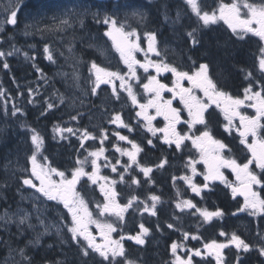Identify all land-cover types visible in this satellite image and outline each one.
Masks as SVG:
<instances>
[{"label":"snow or ice","instance_id":"1","mask_svg":"<svg viewBox=\"0 0 264 264\" xmlns=\"http://www.w3.org/2000/svg\"><path fill=\"white\" fill-rule=\"evenodd\" d=\"M184 3L191 10L192 14L197 17L198 21L202 23L205 29H210V26L215 25L218 20H223L231 30L232 35L236 38V41H244L245 36L249 33L264 41V0H261L259 4L241 0L243 7L248 10L247 18L245 19L240 18V6L236 0H233L231 4L221 3L218 10L211 12L203 10L198 0H184ZM146 7L147 5L130 3L129 0H115L112 4L111 12L104 11L101 13L98 10L91 13L97 24L105 26L106 30L103 35L113 41L114 46L120 53L121 60L128 70L126 79L125 75H122L119 71H110L107 68L99 66L94 61L91 62L90 73L95 77L94 81H92L91 94L98 97L99 93L97 89H99L101 84L112 85V96L116 101L121 100V92L126 93L134 108L139 109L135 112V122H126L118 112H113L111 119L107 122L114 124L116 128L127 129L128 133H136L140 129L143 130V133H147V135L142 134L137 139L130 138L128 135H123L118 131L112 132V135L116 137L117 141L112 143V148L120 157H127V163H121L120 159L112 162L104 155L107 150L104 144L108 140V135L106 134L107 129L101 128L99 136H96L89 132L87 128L79 129L68 126H57L54 128V133L60 140L68 139V136L64 135V133H68L69 136L77 137L80 141L81 148H85V141L87 140H99L100 143L99 148L88 151V156L84 160L76 159V166L71 170V178H68L65 171L58 170V168L52 167L47 163L48 157H44V164L38 162V156L43 155L45 140L36 129L21 124V127L26 128L29 133L28 140L31 143V148H25L24 151L27 163L31 165V175L22 177V184L35 189L36 192L40 193L49 201L62 203L64 208L67 209L71 217V224H64V227L66 228L67 234H70V238L60 228L56 229V235L59 237L62 245H67L69 250L75 249L76 255L73 257L72 264H148L146 258L137 260L129 259L127 250L121 241L127 239L143 247L146 244V237L151 234L150 229L143 223H140L139 232L136 234L127 236L122 234L120 240H113L111 233L117 231V227L113 223H102L99 220L92 219V213L88 211L85 198L77 191L76 186L81 178L85 176L91 184L99 186L100 193L104 197L103 204H97L101 216L107 213L115 216L119 222L124 223L126 222L125 214L129 213L130 210L131 212L138 213L142 217L144 214H147L148 216L157 218L156 231L162 232V224L159 222L160 210L158 209V205L163 203L161 195L148 191L146 196L141 199L139 194H130L126 203H120L117 200L119 193L115 188L117 183H121L126 185L132 193H135V190L143 187L145 183L149 188L155 186V172L160 170L166 171L167 167L170 166L168 156L161 150V156L154 163L150 164L142 163L141 156L143 154L144 157H147L153 150L159 149L160 145H166L169 150L174 146L176 152H182L183 148L186 147L185 142L190 140L192 146L202 153L201 160L205 164V172L199 173L197 172L196 165L200 161L189 158L184 167L188 168L192 175L173 174L171 176L172 185L176 188L174 206L177 212L198 216L199 226L211 225L214 220L223 219L226 215L225 210L217 208L214 211H209L205 207H199L192 200L181 198V192L177 187V181H183L195 196L199 197L202 201H206L216 193L217 190L214 188L213 183L219 181L225 187L231 189L233 198L237 194L244 197V204L237 209V212L247 211L253 217L264 216V199H261L252 187L253 185L264 187V140L259 141V149H257L258 130L264 127L260 123L261 118H264V47L260 48L261 54L257 57L259 75H256L251 70L245 71V69L241 68V71L245 72L244 79L249 83L244 88L243 99L234 98L224 90L227 88L228 82L225 76L226 70L223 67L232 58L234 53L229 49L227 44L221 43L220 41L216 42V48L217 50H223V59L214 55L209 50V47L202 48L201 56L203 59L201 62L194 60L192 55H187V60L191 61L194 66V70L191 72L180 70L178 65L163 59L160 61L146 59L143 63L136 59L134 53L144 52V49L137 43L139 38L138 30L136 28L129 29L126 27L119 20V12L126 10L127 14V10H131V16L143 25L147 21V15L141 9ZM217 11L219 13L218 15ZM89 12V9H85L83 12L79 9H68L61 15L54 17L56 21L54 25L48 26L42 31L61 33L72 29L75 35L76 24H79L83 28L84 17ZM16 17L17 11H12L10 17L5 22L8 25L14 26L17 24ZM165 19H168V17L166 16ZM179 19L180 13L178 12L176 20L173 23H177ZM253 24L256 27H252ZM26 27H31V25H27ZM185 35L188 38L187 43L191 45L189 52L202 45L199 28H193L191 31H187ZM145 36L148 40V49L147 52H144L146 57L149 52L158 57L166 55L168 51L167 47L164 53L158 48L159 41L157 39V33L149 31L145 32ZM69 51H71V48H69ZM44 53L46 54V59L53 60V56L50 54V49L47 45L44 47ZM7 55H12V52H8ZM3 56H5V53L0 51V57ZM181 62L183 63L184 61L181 60ZM137 66L142 68L145 73L149 72V68H153L157 74L156 76L149 75L147 82L141 85L144 92L148 94L146 103L138 101L133 91V85L128 82L129 80L139 82L140 78L137 75ZM4 67L8 68L9 65L5 63ZM164 72L172 74L174 78L172 87L166 86L157 79V76ZM114 80L120 81L119 90L113 84ZM182 81H187L190 87H184L181 83ZM194 90L202 92L206 98V102L198 97ZM163 92H170L172 99L165 100L162 96ZM29 95H32L31 90ZM177 97L183 105V109H177L172 106L173 100ZM245 101H252L247 106L256 110L255 117L245 116L238 111L241 106H245ZM32 102V100H29V103ZM213 104L224 113V118L227 121V124L223 126L225 132L231 133L234 127V118H239L240 126L236 129L240 136L239 143L251 153V158L247 162L239 164L235 159L222 155V153L231 151V149L226 143L214 137L210 127L212 124V113L209 109ZM54 107H56L55 104L48 103L47 107L40 111V116L46 117ZM104 107L106 108L107 104ZM149 109H154L155 115H151ZM183 110H187L188 115V119L185 121L181 120V112ZM18 113L23 114L22 110L14 105L11 115L17 117ZM5 115L7 116V110H5ZM80 115L81 113L79 112L76 115H72L71 120H78ZM157 116L163 117L165 121L164 127L157 128L153 126L152 121ZM181 123L187 124V132L181 133L177 131V125ZM196 125L202 126V129H197L199 135H195L192 132V129ZM158 133L162 135H158ZM248 136L253 138L252 143H248ZM157 140H159V145L156 143ZM119 142H124V144L131 145V147H123ZM24 143L27 145V140ZM209 146H211L213 153L211 163L207 159ZM85 150L87 151V149ZM89 157H91L90 161ZM100 160L104 161L103 165L99 163ZM87 163L91 164V172L85 171L84 165ZM252 164H255V168L260 170L261 175L250 170L249 166ZM118 166L123 170L119 171ZM101 167H110L111 171L119 177V181L109 179L108 176L100 175ZM222 168L231 169L236 175L237 181H240V185L229 184L221 172ZM19 170L24 173L29 171L24 165H20ZM138 174H142L143 180L139 178ZM197 175L203 176V184L193 183L192 177ZM53 176L59 177V181L52 179ZM35 181H39L38 186ZM101 181L103 183H100ZM33 207L36 208L35 219L38 221L39 227L43 228V232L37 231V225L30 222L31 214L27 212L23 214L16 213L12 216L6 214V216L0 217V220H3L6 225L15 223L18 234L24 233L25 228L22 226L26 225L27 229L35 232V238L28 243L39 246L41 236L50 234V229L53 225L46 224L35 204ZM232 215H236V212H233ZM172 218L174 220L180 219L175 214H173ZM90 223L95 224L102 237V243H97L95 237L89 231L88 224ZM165 223L168 229L173 231L178 230L177 225L171 221H166ZM182 234L185 240L190 237V233L188 232H183ZM219 235L227 236L228 234L220 231ZM258 236L261 243L255 248L233 233L227 243H217L213 240L211 243H206L204 249L207 255L215 259L216 264H225L222 250L231 245L236 249L235 264H242L244 254L254 250L258 252L260 257H264V235L258 233ZM191 239L195 240L199 239V237L191 235ZM170 249L171 255L174 258L172 264H193V256L203 255L199 249H188L187 259L181 258L178 255V250H184V245L176 241L171 243ZM16 251L21 258L16 264H33V257L27 254L25 248H18ZM43 264H50V262L45 260ZM55 264H68L67 256H65L64 260H57Z\"/></svg>","mask_w":264,"mask_h":264},{"label":"trees","instance_id":"2","mask_svg":"<svg viewBox=\"0 0 264 264\" xmlns=\"http://www.w3.org/2000/svg\"><path fill=\"white\" fill-rule=\"evenodd\" d=\"M63 1L64 0H20L13 10L17 11V24L14 26L7 24L5 28L0 31V51L5 53V56L0 57V92H2L5 98L3 99L5 102H0V114L4 117L6 123V131L3 134H0V160H3L5 153L16 148V145L20 147L14 132L18 133L17 131H19L21 135L24 131H27L26 128L21 127V124L28 125L36 129L44 138L45 144L43 155L44 157H48V164L52 167L58 168V170L65 171L66 176L71 178V170L76 166L75 161L78 158L77 156L81 155L77 149L78 145L76 146V143L70 139L67 142V140H60L59 137L56 136L54 128L60 126V122L56 119L57 116L55 115V112L48 113L46 117H38V109L43 108V103L42 105L40 104V96L38 97V95H35L32 98L28 94V89L44 90L45 88H48L47 84L49 83L46 82V80H48V78H53L57 74L56 72L64 67L65 61L63 56L67 48V41L62 40L61 37L56 38L53 34L44 37V39L47 38V41H42L43 38L39 37L35 31L38 28L35 24V20H31L46 12H43L46 9L44 5L58 6L59 3ZM83 2L94 8L103 7L101 5L104 4L101 2L98 3L95 0H83ZM41 5H43V9H41ZM30 21L34 26L30 24ZM27 25H31V27H26ZM101 28L102 26L97 25L93 17L86 16L84 28H79L81 29L79 31L76 28L75 31V33H81V36H79L81 38L70 36V40L73 42L71 45L74 47L75 52L82 54L81 71L83 77L86 79L89 75L88 70L91 62L94 61L97 64H100V62L91 49L83 47L82 42H88V39L94 37V34L102 31ZM46 45L50 49V54L53 56V60L46 59V54L44 53V47ZM182 47L185 50H189L190 48L187 42L182 43ZM207 47H209V50L214 55L223 59V50H217L216 44L211 43ZM239 48H230L234 55L223 65L226 70L225 75L226 77H230L231 82L235 80V74L230 67L233 66L237 69L238 61L243 60L245 47ZM193 50L194 51L189 53L195 54L197 52L196 49ZM8 52H12V55H7ZM85 52H89V54H86ZM5 63L9 65L8 68L4 67ZM16 64H19L20 66ZM224 90L234 98L241 97L242 87L234 86L225 88ZM1 100L2 99L0 98V101ZM29 100H32L33 102L29 103ZM14 105L22 110V115L19 113L17 117L11 115ZM5 110H7V116L5 115ZM49 121H51L50 124ZM222 125L223 121L220 113L212 110V124L210 127L214 137L226 143L231 149V151H226L222 153V155L235 159L239 164L247 162L249 153L242 145H239L237 137H228L225 134L222 130ZM261 135L264 137V130L261 131ZM132 138L139 139V137L136 136H132ZM156 143H158V140ZM25 146L26 145H24V147ZM27 148L29 149V147ZM161 150H163L164 154L168 156L170 166L167 167L166 171L160 170L155 172V186L149 188L145 183L143 187L136 189L135 193H132L126 185L121 183H117L115 188L119 193L117 200L120 203H126L130 194H139L141 199L146 196L148 191L161 195L163 203L158 205V209L160 210L159 222L162 224V232L156 231V224L158 222L156 217L148 215L142 217L138 213L131 212V210L129 213L125 214L126 222L124 223L119 222L116 217H113V215L108 216L109 214L107 213L102 217L97 208V204H103L104 197L101 195L98 185L91 184L85 176L81 178L76 187L77 191L85 198V203L88 206V211L92 213V218L99 220L102 223H113L114 226L117 227V231H115L117 232L115 235L116 239H119L122 234L125 236L136 234L139 232L140 223H143L150 229L151 234L147 237L144 247L136 246L130 240H124L123 244L127 250L129 259L137 260L140 258H146L148 264H172L174 258L171 255L170 245L173 241L182 243L186 255L188 256V249H200L202 245L211 243L213 240L217 243L228 241L233 233L252 245L253 248L261 243L258 233L264 235V216L255 218L247 213L240 214L237 212V209L242 206V201L239 198H233L228 188L220 183H213V186L217 191L206 201H202L199 197L195 196L183 181H177V187L181 192V198L190 199L199 207H205L209 211H214L217 208L225 210L226 215L223 219L214 220L211 225L199 226L198 216L177 212L174 206L176 200V188L172 185L171 176L173 174H187L191 176L189 172L190 170L185 168L184 165L189 158L198 159L200 153L197 154V150L195 151L196 153L193 152V150L187 146L186 148H183L182 152H176L175 148L169 150L160 147V156ZM71 153L77 155H71ZM193 153L196 155H193ZM152 154H154V156ZM151 155L152 158H149ZM71 156H74V158ZM157 158H159L158 152L152 151L147 157H144L142 154L141 162L150 164L154 163ZM175 162H179L180 164L176 166ZM89 165V163L84 165L86 172H91L92 170ZM196 169L201 170V165L197 164ZM110 170V168L102 169L103 175L108 177L114 176L115 180L119 181V177L116 173H113ZM118 170L122 171L123 169L118 167ZM138 175L139 178L143 180L142 174ZM259 175H261V173ZM10 191L12 190H5L6 196L3 198L4 202L9 201L7 200L9 198L11 202H14ZM259 192L261 198L264 199V187H261ZM149 203L151 202L149 201ZM233 212H236V215H232ZM173 214L180 217V219L174 220L172 218ZM65 220H67L65 221V223H67L68 219L66 218ZM166 221H171L176 224L178 230L173 231L168 229L166 227ZM243 225L246 226L245 229L243 228ZM220 231H224L228 235L220 236ZM183 232L190 233V237L187 240L184 239ZM191 235L198 236L199 239H191ZM0 237V258L7 253L16 251L18 248H25L24 239H17L13 235H3L2 233H0ZM58 242L59 241H56L53 238H47L40 243L38 248L25 249L27 254L33 257V264H43L45 260L49 261L50 264H55L57 260H64L65 256L68 258V264H72L73 257L76 255L75 249L73 248L72 250H69L68 246L63 247ZM158 244L160 247H158ZM50 245L51 247H49ZM235 253L236 249L234 247H229L224 251L226 264H235ZM97 259L99 258L97 257ZM192 260L193 264H215V261L208 257L200 258L193 256ZM242 264H264V257H260L258 252L254 250L250 253L244 254Z\"/></svg>","mask_w":264,"mask_h":264},{"label":"rangeland","instance_id":"3","mask_svg":"<svg viewBox=\"0 0 264 264\" xmlns=\"http://www.w3.org/2000/svg\"><path fill=\"white\" fill-rule=\"evenodd\" d=\"M98 1H103V2L111 1L110 6H112V4L115 2V0H98ZM210 1L211 0H198V3L200 4V6H202L205 3H209ZM19 2H20V0H0V31H2L5 28V26L7 25V23L5 22L6 19L8 17H10L11 12L15 9L16 5ZM129 2H130V0H129ZM215 2L217 4V6H214L215 7L214 10H218L219 5L221 3L231 4V3H233V0H215ZM236 2L240 6V11L241 10L247 11L246 8L241 7V4H243V3H241V0H236ZM130 3H132V2H130ZM145 3H150V2H149V0H146ZM145 3H144V5H146ZM135 4H138V3H135ZM256 4H259V3H256ZM44 7H46V9L43 11V12L46 11L44 14L36 16L35 19H31V20H35V24L38 26L37 30H35L37 32V35H39V37L43 38L42 41H47V38L44 39V37H47L51 34H53L56 38L61 37L62 40L67 41V48L65 50V55H64L66 65L62 71L58 72L56 74V76L53 77V79L55 81H57L59 87H56L57 91L55 93H52L50 96H49V94L44 96L42 98V100L46 103V107H47V104L49 103L50 99L53 98V100L55 101L56 107H58L61 103H63V105H64L63 108L66 111H69L68 108L72 109L73 107L77 108L79 106H82V104L84 102V98H82V95L85 93H86V95L88 94V89L92 88V86H93L92 81H94V79H95V77L90 73V75H92L93 78H90L89 81H86V80L84 81V77L81 73V58L78 55V53L75 52L74 47L71 45L73 42H72V40H70V36L74 37V38H81V37H79V36H81V33L80 34L75 33V35H74L72 29H68L66 32H61V33L53 32V31H42V30L46 29V27H48V26L54 25L56 23L54 17L61 15L64 11H66L68 9H79L81 12H83L85 9H89V8L85 7L82 2H78L77 0H64L63 2L59 3L58 6L44 5ZM44 7H43V5H41V9H43ZM51 8H53V9H51ZM185 9H186V13H185L184 19L186 21V17H194V15L192 14L191 10L188 8L187 5H186ZM93 10L94 9L91 8L89 13L96 12ZM141 10L144 11L143 9H141ZM144 12L147 15V11H144ZM162 12L166 13L167 11L164 9ZM178 12L180 13L181 10H179L177 8V5H176V6H174V9L171 10L170 13L175 18L177 16ZM218 14L219 13L217 11V15ZM166 15H168V14H166ZM181 19H182V16H180L179 21ZM119 20L122 23H124L126 25V27H128L129 29L136 28L138 30V37L139 38L137 40V43L139 44V46L142 49H144V52H145L146 46L148 47V40H147V37L145 36V30H146L145 25H146V23L143 25L138 23L137 20L131 16V10H127V14H126V10H121L119 12ZM180 22L182 23V21H180ZM222 22H224V21L218 20L217 23H222ZM30 24L33 25L31 21H30ZM134 24L139 26V29ZM178 27H179V30L181 33L187 32V30H185V28H186L185 24H181ZM76 28L78 29V31L81 30V29H79L80 28L79 24H76ZM133 39H135V38H133ZM216 40L220 41L221 43H224V44L226 43V41L223 40V36H217ZM206 46H208V44H206ZM166 47H167L168 51H167L166 55H162V58L167 62L169 60L173 61L174 57L178 58L179 57L178 53L179 54L183 53V52H180L179 50L175 49L173 40L169 46L166 45L165 47H162V51H161L162 53H164V50ZM69 48H71V51H69ZM97 48H100V46L98 45ZM99 52L101 53L102 57H107V59H109V54L104 49H100ZM116 56H117V54H116ZM117 58H119V60H120L121 67H123L125 70H127V67L124 65L120 56H117ZM106 63L107 64H105L104 66H108L110 64H113L114 62L113 61L109 62L108 60H106ZM104 66H103V68H105ZM121 74L125 75V78L127 79V75H126L127 73H121ZM77 77H78V79H77ZM117 81H119V80H114L113 82L116 83ZM39 92H40L39 90L34 91V92L32 91L31 96L33 97L34 95H38ZM0 93H2V92H0ZM201 94L203 96L202 92H201ZM56 95H57V98L55 97ZM143 96L146 97V96H148V94H146L144 92ZM0 98L2 99L0 101L1 103L5 102L3 100V99H5L3 94L1 95ZM56 107H54L53 109H55ZM53 109H51V110H53ZM91 119L92 120H91L90 125H89L90 127L87 129L93 135L99 136L101 128L107 129V133H106L107 135L109 134V132L111 133L112 131H118V129L124 130V128H116V126L114 124H109L107 121L110 119V115H108V114H96ZM263 120H264V118H261V121H260L261 124H263ZM3 121L5 122V119L2 118V116L0 115V129H2V126L4 124ZM67 121H69L70 123L64 124L62 127L68 126V127H73V128H79V129H85L86 128L85 126H80L78 120H76L75 125H74L73 120L67 119ZM226 123H227V121H226ZM233 123H234V121H233ZM109 127H111V130H109ZM125 130L127 131V129H125ZM2 131H3V129H2ZM192 132L194 133L195 131H192ZM18 133H19V131H18ZM18 133L16 134V136L18 137V144L20 145V147L16 145L15 146L16 148L5 153L3 160L2 161L0 160V189H2V191L12 189V191H14V193L16 195V202H14V203L9 202L8 205H6V206H8L7 208H5V206H4V208L1 209V211H0V217L6 216V214L8 216H12L13 214H16V213L23 214L24 212H27V213L31 214L30 215V222L33 223L34 225H37V231L43 232V228L39 227V223L35 219L36 208L33 207V205L35 204L36 207L39 209L41 216H42V219L45 221V223L53 225V227L50 229V234L41 236L40 243L44 239H47V238H55L56 240H58L60 242L59 237L56 235V229L57 228L62 229L64 234L69 235V238H70V234H67V231H66V228L64 227V224H71V217L68 214L67 209L64 208L63 204L58 202V201H49L45 197H43L40 193L36 192L34 189L29 188V187L22 184L21 178L26 176V175L27 176L31 175V171H30L31 165L27 163V160L24 156L25 148L29 147V149H30L31 143H30V140H28L29 133L27 131H24V133L21 135H20V133L19 134ZM75 138H77V137L75 136ZM109 138L110 137L108 135V139ZM25 140H27V145L24 147V145H25L24 141ZM105 142H104V144H105ZM115 142H117L116 137H115ZM79 143H80V141H79ZM87 143L96 144L97 146L100 147L99 140H87V141H85V146ZM119 143L124 144V142H119ZM185 143H186V146L189 147L190 149H192V150L196 149L192 146L190 140L188 142H185ZM93 147L96 148L95 145H93ZM113 152L114 153L111 154V156H115V154H116L117 159L122 158L119 156L118 153H116L114 151V149H113ZM198 153H200V160H199L200 162L199 163L201 164V170H199V173H203V172H205L206 168H205L204 162L201 160L202 153L200 151H198ZM104 155L106 157H108L107 156L108 154L106 152ZM212 155H213V153L211 150V146H209V149L207 152V159L209 160L210 163L212 161ZM43 158H44V155L38 156V162L41 164H44L45 161ZM100 162L104 163L103 160H100L99 163ZM20 165L26 166L29 171L27 173L20 171L19 170ZM221 172L224 174L225 179L228 181L229 184L236 185V186L240 185V181H237L236 175L232 172L231 169L222 168ZM100 175H101V169H100ZM199 176L201 177L200 179L203 180V176L202 175H199ZM194 177L196 178V176H193V178ZM52 179L59 181L60 178L53 176ZM101 182H103V181H101ZM217 182H219V181H217ZM193 183H195L194 179H193ZM200 184H203V183H200ZM254 186L260 187L257 185H254ZM2 191L0 193V198H2ZM258 195H259V193H258ZM259 197L261 198L260 195H259ZM58 213H60V215ZM241 213H247L248 214L247 211H244ZM144 215H147V214H144ZM256 217H259V216H256ZM66 218L68 219L67 223H65V221H67V220H65ZM22 227L25 228L24 233L18 234L17 233V227H16L15 223L6 225L3 220H0V228L1 229L5 230L7 232H8V230H10V233H16L18 235L17 237H19L20 239H24V244L26 245L27 248H38L39 246L30 245L28 243L30 240H33L35 238V232L30 230V229H27L26 225H24ZM94 228L97 230L96 226H94ZM116 233L117 232H112L111 238L113 240H120V238L119 239L115 238ZM146 239H147V237H146ZM125 240H127V239H125ZM228 241H226V242L224 241L222 243H227ZM123 242H124V240L121 241V243H123ZM204 245H202L199 250H201V252H205L206 257H210V258H212V260L215 261V259L212 256L207 255L206 250L204 249ZM158 247H160L159 244H158ZM229 247H233V246L230 245ZM229 247H227V248H229ZM227 248H224L222 250L223 255H224V251ZM178 255H180L181 258H183V259H187L185 257L186 256L185 250H178ZM197 257H199V256H197ZM19 259H21L20 256H19ZM224 262H225V257H224ZM6 264H11V262H6ZM215 264H216V261H215Z\"/></svg>","mask_w":264,"mask_h":264},{"label":"flooded vegetation","instance_id":"4","mask_svg":"<svg viewBox=\"0 0 264 264\" xmlns=\"http://www.w3.org/2000/svg\"><path fill=\"white\" fill-rule=\"evenodd\" d=\"M247 2H249V3H261L260 0H247ZM176 5H177V8L179 10H181L180 16H182V19L180 21H182V23L180 21H178L177 23L174 24L173 21L176 20L177 16L174 18L170 12H171V10L174 9V6H176ZM185 7H186V4L180 0H160L157 3V9L156 10H155V6L154 7L147 6L146 8L143 9L144 11H147V22L145 25V29H146L145 32L151 31V32L157 33V39L159 41L158 48L160 49V51H162V47H165L166 45L169 46L173 40L175 49L179 50L180 52H183V53H181V54L178 53V55H179L178 58L174 57L173 61L169 60L168 62L173 63L175 65H178L180 67V70H183V71H190L191 72L194 70V66H193L192 62L187 60V55H192L194 60L201 62L203 59L201 56L202 48L207 47L206 43H208V42H209L208 46L211 43L215 44L217 42V40H216L217 35L223 36V40L226 41L225 44H227L229 46V49L230 48L234 49V48H239V47H245V50L243 53V60L238 61L237 69H235L233 66L230 67L232 72L235 74V80H233V82H231L230 77H226V78H227V82H228L227 88L234 87V86L242 87V88L247 87L249 82L244 79L245 72H242L241 68L245 69V71L251 70L256 75H259L258 67H257V65H258L257 57L260 56V54H261L260 48L264 47V41H261L259 39V37L253 36L251 33H249L245 36L244 41H236V38L232 35L231 30L228 28V26H227V24H225V22L216 23L215 25L210 26V29H205V28H203L202 23L198 22L196 16L186 17V21H185V19H184V16L186 13ZM212 7H213L212 8V11H213L215 9V7H214V5ZM241 7H243V4H241ZM164 9L167 11L166 13L162 12ZM247 12H248V10L247 11L241 10L240 11V18L241 19L247 18ZM166 14H168V15H166ZM166 16L168 17V19H165ZM198 23H200V26ZM181 24L186 25L185 30H187V31H191L193 28H199V30H200V36L202 38V45L196 48L197 52L195 54H193V53L190 54L189 50H185L184 48H182L181 43L187 42L188 40H187V36L185 35V32L181 33L179 30L178 26ZM196 24L198 25V27H196ZM135 26H137V25H135ZM137 27L139 29V26H137ZM252 27H256V25L253 24ZM203 40L205 43L203 42ZM206 41H208V42H206ZM192 51H194V50L192 49ZM145 52H147V51H145ZM116 54H117V56H120V54L118 52H116V53L112 52L109 54V59H107V57H102V58L105 61L106 60H108L109 62L113 61L114 63L111 64L112 66H115L117 64L121 65L120 60H119V58H117ZM134 55H135L136 59L138 61H140L141 63L145 62L146 59H150L152 61H160L163 59L162 56L158 57V56L153 55L150 52L148 53L147 57L145 56L144 52H136V53H134ZM100 56H102L101 53H100ZM181 60H183L184 62L182 63ZM197 66H198V64H197ZM136 70H137V75L140 78H144V79H140L139 82H137L136 80H134V81L129 80L128 82L131 83L133 85V87L139 86L138 89L140 90L142 95H144V89L141 86L142 83L147 82V78L149 75L156 76L157 74L153 68H149L148 73H145L144 70L142 68H139L138 66H137ZM214 74H215V69H214ZM157 79L161 83H164L166 86L172 87V83H173L174 78H173L171 73L164 72V73L160 74L159 76H157ZM86 81H89V80H86ZM48 83H50V84H47L48 88H45L44 90L28 89V94H29L30 90H31V92L32 91L34 92V90L40 91L38 94V97L40 96V98H39V99H41L40 104L42 105V103H43V105H42L43 108L38 109V112H37L38 117H40V111L46 107V103L42 100V98L48 94L50 96L52 93H55L57 91L56 87H59V85H57V84H52L53 82H48ZM55 83H57V82H55ZM181 83L184 87H190V85L188 84L187 81H182ZM113 84L115 85L116 89L119 90L120 82L119 81H117L116 83L113 82ZM256 90H259V89H256ZM97 91L99 93L98 97L93 96L91 94V89H88V94L86 95V93H85L82 95V98H84V102H83L82 106H79L77 108L73 107L72 109L68 108L69 111H66L63 108V106H64L63 103H61L58 107H56L55 111H53L54 110L53 109V110H50L49 113H52V111H53V112H55L56 116L58 115L56 119L59 120L61 127L64 124L70 123L69 121H67V119H71V116L76 115L78 112L81 113V115L79 116V119H78L79 124H80V126H85L86 128L90 127L89 125H90V122L92 120L91 118H93L96 114H108V115H110V119H111V114L113 112L120 113L123 119L126 118L125 119L126 122L134 123L133 117L135 116V112L138 111L139 109L134 108V106L131 104V101L129 100L128 96L126 97V101H128L129 104H127L126 106H123L122 107L123 109H122V108L117 106V104L115 102V98L112 96V85L101 84L99 89H97ZM194 91L198 97H200L202 100H205V102H206V98L204 96H202V94L199 90H194ZM162 96L165 100L172 99V94L170 92H163ZM55 97L57 98V95ZM243 97H244V93H243V96L240 97V99H243ZM51 101H52V99H50L49 103H51ZM251 102L252 101H245V106H241L240 107L241 109L239 108L238 111L245 116L255 117L256 116V110L253 109L252 107L247 106ZM105 104H107L106 108L104 107ZM172 106L176 107L177 109H183V105L180 103L178 97L173 100ZM213 109L219 111L223 117L224 113L219 108H217L215 104H213L211 106L209 111L212 112ZM149 113L151 115H155V110L149 109ZM59 114H61V115H59ZM187 119H188L187 110H183L181 112V120L185 121ZM160 121H162V124L165 125V121H164L163 117L157 116L152 121L153 126L160 128ZM233 121H234V123H233L234 127L232 128L231 133H229V132H226V133L228 135L237 134L238 135V143H239L240 136H239L236 129L239 128V126H240V120L238 117H236V118H234ZM73 122L75 125L76 120L75 121L73 120ZM225 124H227V123L225 121V118L223 117V126ZM187 129L188 128H187L186 123H181V124L177 125V131H179V132L186 131ZM109 130H111V127H109ZM118 131H126V130L125 129L124 130L118 129ZM223 131H224V127H223ZM112 132L111 133L109 132L108 135L110 138L108 140L111 141L112 143H115V137L112 135ZM126 133L131 138V133H128V131H126ZM158 135H160V133H158ZM15 136H16V134H15ZM16 140L18 141L17 136H16ZM247 140H248V143H252L253 138L251 136H248ZM260 140H264V137H262L261 133L258 131L257 149H259V141ZM112 143H109V144L105 143V147L107 149L106 153L108 154L107 156H108L109 160H111L112 162L113 161L115 162V160L117 159V155L115 154V156H111V154L114 153L113 148H112ZM157 144L159 145V140H158ZM93 145H95L96 148H94ZM93 145L88 146L86 148L87 151L83 150L81 152V155L78 156V158L81 160H84V158L88 156V151L95 150V149L99 148V146H97L96 144H93ZM127 147L130 148L131 145L127 144ZM160 147L167 148L166 145H160ZM153 151H157L158 157H160V148L157 150H153ZM72 154L75 155V153H72ZM152 155L154 156V154H152ZM152 155L149 158H152ZM71 157L74 158V156H71ZM89 159H91V157H89ZM126 160H127V158H126ZM175 163H178V165L180 164L179 162H175ZM100 164L103 165V162H100ZM178 169H179V166H178ZM35 183L37 184V186L39 185V181H35ZM10 190H12V189H10ZM1 191H2V189H0V193H1ZM10 193L12 194L14 202H16V195H15L14 191H10ZM5 196H6L5 191H2V198H0V211H1V209L4 208L3 206H5L6 203H7V205L9 203L8 201L7 202L3 201V198ZM90 224H88L89 231L95 237L97 243H102L103 240H102V237H101L99 231H97L94 227L90 226ZM0 233H2L3 235L4 234L5 235H13L17 239H19V237H17L18 235L16 233H10V230H8V232H7V231L0 228ZM0 240H1V237H0ZM7 254L11 255L12 253H7ZM13 254H15V251L13 252Z\"/></svg>","mask_w":264,"mask_h":264},{"label":"bare ground","instance_id":"5","mask_svg":"<svg viewBox=\"0 0 264 264\" xmlns=\"http://www.w3.org/2000/svg\"><path fill=\"white\" fill-rule=\"evenodd\" d=\"M20 25H21V24H20ZM91 29H92V28H91ZM91 29H90V30H91ZM222 41H223V40H222ZM85 53H86V52H85ZM86 54H89V52L86 53ZM19 62H20V61H19ZM17 63H18V62H17ZM19 64H20V63H19ZM19 64H16V65H19ZM16 65H15V66H16ZM21 65H22V64H21ZM19 66H20V65H19ZM17 68H18V67H17ZM19 68H20V67H19ZM18 70H19V69H18ZM20 70H21V69H20ZM52 74H53V73H52ZM59 115H61V114H59ZM54 116H55V115H54ZM57 116H58V115H57ZM53 118H54V117H53ZM51 119H52V118H51ZM54 120H55V119H54ZM51 121H52V120H51ZM51 121H49V124H50ZM46 128H47V127H46ZM10 132H11V131H10ZM10 132H9V133H10ZM7 134H8V133H7ZM11 134H12V132H11ZM12 135H13V134H12ZM8 200L10 201V198H9ZM9 201H8V202H9ZM10 202H11V201H10ZM6 205H7V204H6ZM6 205H5V208L8 207V206H6ZM3 207H4V206H3ZM5 210H6V209H5ZM58 243L60 244V242H58ZM1 249H2V248H1Z\"/></svg>","mask_w":264,"mask_h":264},{"label":"water","instance_id":"6","mask_svg":"<svg viewBox=\"0 0 264 264\" xmlns=\"http://www.w3.org/2000/svg\"><path fill=\"white\" fill-rule=\"evenodd\" d=\"M111 40V39H110ZM111 42L113 43V41L111 40ZM237 197H240V198H244L242 195H239V194H237L236 195Z\"/></svg>","mask_w":264,"mask_h":264}]
</instances>
